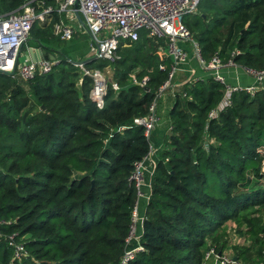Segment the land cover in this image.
<instances>
[{
  "label": "trees",
  "instance_id": "16d2710c",
  "mask_svg": "<svg viewBox=\"0 0 264 264\" xmlns=\"http://www.w3.org/2000/svg\"><path fill=\"white\" fill-rule=\"evenodd\" d=\"M30 1L55 5L0 0V16ZM183 24L205 61L217 54L264 70V0H202ZM30 34L37 44L64 42L51 26ZM166 42L141 32L120 48L119 60L84 65L111 67L119 86H108L101 108L89 96L93 79L81 75L77 86L78 69L68 59L26 82L0 73V220L7 222L0 264H120L136 201L128 179L150 147L134 120L146 115L167 79L171 60L159 52ZM132 76L146 77V88L133 85ZM223 95L213 78L186 82L173 95L171 130L149 180L143 251L128 264H202L208 247L223 253L228 222L251 240L237 260L264 264V219L254 216L258 210L249 213L264 206V89L233 93L231 105L209 118ZM16 245L27 254L20 261Z\"/></svg>",
  "mask_w": 264,
  "mask_h": 264
},
{
  "label": "built area",
  "instance_id": "2783aa9c",
  "mask_svg": "<svg viewBox=\"0 0 264 264\" xmlns=\"http://www.w3.org/2000/svg\"><path fill=\"white\" fill-rule=\"evenodd\" d=\"M202 0H54L55 5H45L44 1H30L17 12L0 16V73L16 75L21 81L32 80L36 75L49 74L61 60L42 61L33 63L29 57L19 63L22 46L27 41L35 24L52 27V35L61 41H70L75 35L74 24L80 26L82 31L89 36L87 59L93 61H106L113 63L120 59V48L129 47L136 42L141 32H145L149 38L166 39L164 49L160 54L171 60V66L166 81L159 87L155 98L149 105L144 117L134 120V125L141 126L144 136L149 140L151 133L160 125L161 119L157 113V103L163 93L173 91L172 81L178 70V65L188 62V53L176 43L188 42L191 55L199 70L213 72L212 78L224 87V95L218 107L212 110L208 117L216 118L218 113L231 105L233 93H246L253 96L264 89V70L255 71L244 69L253 78V83L247 86H233L228 84L218 71L221 68L235 67L236 64L228 60L222 62L217 54L209 61L201 56L198 44L192 39L189 30L183 24V18L197 13L199 3ZM77 4L83 24L76 16L74 5ZM57 16L58 20H55ZM108 67V66H107ZM164 70V66H159ZM84 75L93 79L90 90V99L102 107L108 86L114 92L119 91V86L107 81L104 75L98 71H84ZM200 80V79H196ZM131 83L146 88L147 78L137 80L132 76ZM171 127L167 129L169 133ZM161 150H163L161 148ZM158 149L151 144L148 153L141 161L134 164L133 171L128 179L136 191V201L132 207L131 224L128 236L125 240L126 249L120 260V264H128L137 253L143 251L137 235L138 223L143 217L139 212V200L148 198L143 188L145 182V163L149 161ZM149 187V183L147 184ZM7 224L0 220L1 227ZM131 245H134L133 247ZM26 251L22 245L14 247V259L21 260L26 257ZM202 264H238L233 258H226L222 253H216L213 247H208L204 253Z\"/></svg>",
  "mask_w": 264,
  "mask_h": 264
},
{
  "label": "rangeland",
  "instance_id": "374dc122",
  "mask_svg": "<svg viewBox=\"0 0 264 264\" xmlns=\"http://www.w3.org/2000/svg\"><path fill=\"white\" fill-rule=\"evenodd\" d=\"M191 16L192 15H187L183 18V20H186L187 18H190ZM34 26H37L38 28H41V29H44L47 27V26L41 25V24H35ZM73 26L75 28V35L73 36V39L71 41L60 42L57 44L49 43V42H47V40L41 41L42 44H40V43L37 44L33 34H29L27 41L22 46L23 48L21 49L19 63H21L25 59H27V57H28L27 49L30 47L33 48L34 46H37V45H39V47L41 46L44 48L53 49L55 51L54 55L57 57V59H60V60H62V58L68 59V62H69V60L70 61H77V62L87 60V53H88V47H89V36L82 31V29L80 28L79 25L74 24ZM176 45L180 48L185 49L187 53L190 52L191 45L188 42L182 43L179 41V43H176ZM159 51H160V49H159ZM189 62H187L186 64H183L181 67L187 66L186 69L193 72L192 74L189 75L190 76L188 78L189 81L196 80L198 78L197 72L198 71L202 72V71L199 70L194 59L190 60ZM76 68L78 69L77 73L79 74V77L81 75H84V71H88V70H85L84 66L83 67H76ZM100 72L104 75V77L107 79V81L112 80L113 71H112L111 67H109V66L105 67ZM186 79H187V76L184 77V76L180 75L179 72H176L175 78L172 81V84L176 83V85L173 86L174 87L173 91L172 92L166 91L165 93L162 94V96L159 99L160 105H159V109H157L158 110L157 112H158V116L160 117V119L162 121L163 125H161V127H163V128L167 127V122H168L167 113L170 109L171 102L173 99V95L175 94L176 91H179V88L181 87L180 85L182 84V81H185ZM80 84H81V77L76 81L77 86H79ZM164 122H166V124H164ZM262 171H264V167H262ZM257 210L259 212L255 213V211H257ZM253 211L254 212H249V213H255L254 216L259 215V216H261V218L264 219V206L258 207V208L256 207L253 209ZM222 229H224V231H225L224 238L220 242V245H221V243L225 244V248L223 250L222 255H224L226 258H236V261H238L236 255H237L239 249H241L243 247H246V248L251 247L250 238L246 234L242 233L243 231L246 232V229L237 226V223H234V222L226 223ZM208 242L210 245V241H208ZM255 248H256V246H255ZM238 264H245V262L244 261H238Z\"/></svg>",
  "mask_w": 264,
  "mask_h": 264
},
{
  "label": "crops",
  "instance_id": "0c3cea01",
  "mask_svg": "<svg viewBox=\"0 0 264 264\" xmlns=\"http://www.w3.org/2000/svg\"><path fill=\"white\" fill-rule=\"evenodd\" d=\"M189 57H188V62L190 60H193L191 53H188ZM190 63V62H189ZM182 65H178V70L177 72H179L180 75L182 76H187V79L185 81H182L185 84L186 82H190L189 81V75L192 74V71H189L186 69V67H181ZM181 67V68H180ZM218 73L223 76L225 78V80L228 82V84L236 86H247V85H251L253 83V78L251 76H249L245 71L244 68L239 67V66H235V67H228V68H221L219 69ZM198 78L200 80H207L208 78H212V75L214 74L213 72H207V71H198ZM193 81V80H192ZM179 84V83H178ZM176 85L173 84V86ZM180 85V86H181ZM158 111V110H157ZM158 113V112H157ZM164 124H166V122H164ZM162 121L160 123V125L151 133L150 139H149V143L156 149H158V151L155 153V155L145 163V182H146V186L143 188L144 193L146 194V196L149 197L150 191H149V187L147 186V184L149 183L150 180V176L153 172V169L155 167V163L158 161V159L160 158L161 155V148H164V138L165 135H167V128H163L161 127ZM147 200L148 198H143L141 200H139V212L140 215L143 217L146 205H147ZM141 231H142V222L138 223L137 226V235L140 237L141 235ZM132 247L134 245H131Z\"/></svg>",
  "mask_w": 264,
  "mask_h": 264
},
{
  "label": "water",
  "instance_id": "95a60500",
  "mask_svg": "<svg viewBox=\"0 0 264 264\" xmlns=\"http://www.w3.org/2000/svg\"><path fill=\"white\" fill-rule=\"evenodd\" d=\"M74 9H75V16L78 20V22L82 25L83 21L81 19V16L79 14V12L77 11V4L74 5ZM28 52V57L30 59L31 62L33 63H38V62H42V61H54L56 56L51 53V52H47L45 50V48L43 47H37V48H28L27 49ZM93 59H87L85 61H81V62H77V61H70L69 63H71L73 66L75 67H83L84 65H86L89 62H92ZM234 261H236V258H233Z\"/></svg>",
  "mask_w": 264,
  "mask_h": 264
}]
</instances>
